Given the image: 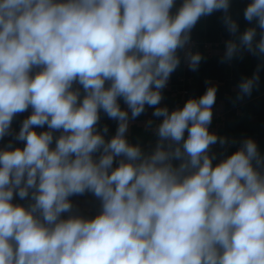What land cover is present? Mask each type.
Segmentation results:
<instances>
[{"label": "clouds", "instance_id": "obj_1", "mask_svg": "<svg viewBox=\"0 0 264 264\" xmlns=\"http://www.w3.org/2000/svg\"><path fill=\"white\" fill-rule=\"evenodd\" d=\"M174 3L0 0V139L32 109L14 135L24 146L0 150V264H264V156L256 142L244 139L213 165L210 147L228 143L209 131L216 86L171 112L156 107L201 17L223 10L237 33L230 0H183L173 15ZM244 18L256 21L260 39L247 28L239 43L226 42L224 61L241 48L264 56V0H251ZM186 56L197 70L202 55ZM258 73L259 66L240 82L241 96ZM146 105L163 117L150 154L126 139ZM101 110L118 122L110 140L107 126L97 130ZM85 192L100 212L62 219L73 209L69 197ZM14 195L29 202L13 203Z\"/></svg>", "mask_w": 264, "mask_h": 264}, {"label": "crops", "instance_id": "obj_2", "mask_svg": "<svg viewBox=\"0 0 264 264\" xmlns=\"http://www.w3.org/2000/svg\"><path fill=\"white\" fill-rule=\"evenodd\" d=\"M183 0H175L171 14L175 15ZM251 0H230L228 15L238 24V31L235 35L230 33L223 22L225 15L223 10L215 11L211 15L201 17L195 27L191 30L190 40L193 42V53L199 52L203 59L197 70L193 71L190 67H183L180 64L176 70L171 73L167 85L162 89V100L156 107L169 108L174 102L179 100V90L186 89L187 93L183 99L199 98L202 96L209 86H216V101L212 106V121L209 125V131L218 137H224L228 143L221 145L219 142L210 147L209 155H215L213 165L225 159L236 152L244 139H253L261 156H264V56L253 55L251 52L241 48V50L230 61H224L226 51V42L236 40L249 27H256V40L260 39V28L256 21L249 22L244 18V11ZM204 43H208V48L204 47ZM223 61V62H222ZM259 66V81L254 86L250 95H242L240 93L239 84L245 78H250L257 72ZM37 71L34 69L33 74ZM108 86L106 82V87ZM75 88L81 89V97L83 96L82 87L74 84ZM121 109L131 112L127 108L123 99L118 100ZM154 107L146 105L145 111L135 119H130L129 128L126 133V139L132 145H139L145 154L154 151L158 136L156 135L155 124L162 122V117L153 116ZM32 114L31 107L17 114L12 121V134L6 135L0 139V150H3L9 142L13 147L24 146V142L14 139V135L19 132L22 121ZM148 121H152L149 125ZM104 126L108 127V132H102ZM118 127L116 120L110 119L103 110L100 111V120L97 130L105 135L106 140H110L115 134ZM38 133L47 131V125L43 128L35 129ZM61 132H54V138L59 136ZM187 138V132H185ZM235 141V143H233ZM51 147H55V139ZM100 153H94V159H98ZM116 158L113 167L118 166ZM180 161H173L177 165ZM264 171V169H261ZM73 205L70 213H63L62 219H67L70 215L76 214L84 218H94L100 212V201L91 192H85L82 195H73L69 197ZM28 199L20 200L14 195L13 203L27 205Z\"/></svg>", "mask_w": 264, "mask_h": 264}, {"label": "built area", "instance_id": "obj_3", "mask_svg": "<svg viewBox=\"0 0 264 264\" xmlns=\"http://www.w3.org/2000/svg\"><path fill=\"white\" fill-rule=\"evenodd\" d=\"M208 43H204V47L208 48ZM189 51H191L193 53V42L192 40L189 41V43L185 46L184 49H180V56H181V64L183 67H189V63H188V59L186 56V53H188ZM187 93L186 89H181L179 90V100H177L176 102H174L169 108V112L176 110L178 108H182L185 104V101L183 99L184 95ZM163 118V117H162ZM159 124H155L154 128H157Z\"/></svg>", "mask_w": 264, "mask_h": 264}]
</instances>
